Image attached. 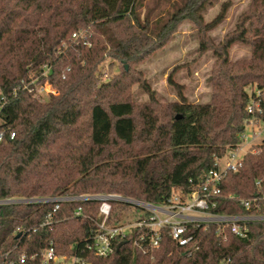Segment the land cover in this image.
Listing matches in <instances>:
<instances>
[{"label": "trees", "instance_id": "1", "mask_svg": "<svg viewBox=\"0 0 264 264\" xmlns=\"http://www.w3.org/2000/svg\"><path fill=\"white\" fill-rule=\"evenodd\" d=\"M218 1L168 0L164 8L162 0H0V97L7 101L0 131L15 132L0 142V198L116 194L160 204L178 189L191 192L217 168L216 157L240 143L251 91H262L264 108V0H249L235 28L215 42L209 32L232 5L222 2L206 22V10ZM185 21L196 26L200 50L215 55L211 99L189 101L170 75L179 101L164 105L131 67L164 48ZM237 43L250 47L249 58L231 60ZM107 58L126 66L102 81L99 67ZM31 76L48 78L57 93L40 96L23 89L22 80ZM136 82L148 101L133 100ZM256 148L239 171L225 176L222 197L235 198L222 199L217 211L244 213L241 198L264 195V142ZM111 203L109 221L122 222L130 204ZM54 206L0 205V264H42L38 258L20 263L19 257L51 242L59 254L92 257L85 245L101 218L100 201L62 202L53 212ZM78 207L82 216H75ZM50 212L52 223L42 227ZM193 231L201 247L191 256L168 237L144 253L127 234L112 256L96 262L264 264V222L250 224L247 237L224 238L214 226Z\"/></svg>", "mask_w": 264, "mask_h": 264}, {"label": "built area", "instance_id": "2", "mask_svg": "<svg viewBox=\"0 0 264 264\" xmlns=\"http://www.w3.org/2000/svg\"><path fill=\"white\" fill-rule=\"evenodd\" d=\"M76 36V34H74ZM44 77L48 76V68L45 67ZM23 89L34 92L40 96H47L57 91L49 82L39 81V78L30 77V80H22ZM253 92L256 97H253ZM252 97L247 106L248 118L245 120V131L241 135V141L234 149L229 150L223 157H216L217 168L210 170L202 181L191 192L176 190L165 203H149L133 198H126L116 194H80L60 195L54 197H10L0 198V205L14 203L52 202L55 204L53 212L60 208L62 202L68 201H100V220L95 221V228L85 245V250L92 257L86 258L82 254L72 256L59 254L51 242L49 246L39 251L23 252L19 257L20 263L28 259H40L42 264H100L97 259H107L118 250L117 241L124 239L127 234L135 237V243L144 252L159 248L162 240L168 237L178 250L187 256L193 255L200 247V238L193 229H208L216 227L217 233L224 238L228 234L239 237H247L250 224L264 222V195L256 194L252 198H241V204L245 208L244 213H226L216 209L222 199H233L234 195L222 197L221 184L225 176L230 172L239 171L244 164V158L250 151L256 152L257 146L264 142V108L261 101L262 91H251ZM6 97H0V117ZM1 119V118H0ZM9 134L12 139L14 131H0V142ZM248 147L244 156L239 157L242 151L241 144ZM260 185V181L256 182ZM112 200L123 201L130 204L127 215L120 223L109 221L112 209ZM82 207L75 210V216H82ZM53 213L50 212L41 226L52 223ZM21 230V229H19ZM34 231L37 228L33 229ZM24 235V231H20ZM7 264H15L10 260Z\"/></svg>", "mask_w": 264, "mask_h": 264}, {"label": "rangeland", "instance_id": "3", "mask_svg": "<svg viewBox=\"0 0 264 264\" xmlns=\"http://www.w3.org/2000/svg\"><path fill=\"white\" fill-rule=\"evenodd\" d=\"M152 1L147 0V2ZM224 1H231L232 5L225 20L209 32L215 42H219L227 32L235 28L236 21L247 8L249 0H219L206 10V22L211 21L217 15L221 3ZM162 7L169 8L168 0H162ZM199 43L200 36L196 26L190 21H185L164 48L131 67L133 75L140 78L142 82L145 81L164 105L179 101L175 86L168 81L170 75L181 86L189 101L194 103L209 102L211 99L209 78L215 62V55L212 50L201 51ZM250 55L251 49L247 44H234L230 50V58L233 61L249 58ZM125 66L119 61L107 58L99 67L101 80L107 81L120 74ZM130 91L134 101L146 102L149 100L148 92L139 82L133 83ZM241 148L239 157L244 156L248 149L245 143L241 144Z\"/></svg>", "mask_w": 264, "mask_h": 264}, {"label": "water", "instance_id": "4", "mask_svg": "<svg viewBox=\"0 0 264 264\" xmlns=\"http://www.w3.org/2000/svg\"><path fill=\"white\" fill-rule=\"evenodd\" d=\"M19 236H20V234H19ZM123 244V242H121L119 245H118V249L120 248V246Z\"/></svg>", "mask_w": 264, "mask_h": 264}]
</instances>
